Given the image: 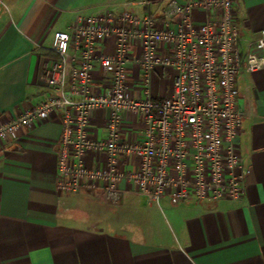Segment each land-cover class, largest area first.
<instances>
[{"label":"crops","instance_id":"0c3cea01","mask_svg":"<svg viewBox=\"0 0 264 264\" xmlns=\"http://www.w3.org/2000/svg\"><path fill=\"white\" fill-rule=\"evenodd\" d=\"M135 1L0 0V126L46 98L43 77L56 58V32L70 31L79 15L130 10L141 16L164 8L159 0L150 7ZM235 17L245 51L264 29V0H236ZM100 51L114 53V39ZM130 70L133 96L145 99L140 69ZM173 76L162 69L153 74L152 99L171 95ZM109 86L97 65L95 90ZM238 89L244 110L238 145L249 175L237 201L176 203L163 197L152 204L125 181L118 204L90 192H60L58 114L20 131L17 141L0 140V264H264V69L242 72ZM107 118V111L93 114V139L107 137ZM142 131L137 118L126 117L123 138H138ZM105 161L103 154L85 157L91 168Z\"/></svg>","mask_w":264,"mask_h":264},{"label":"built area","instance_id":"2783aa9c","mask_svg":"<svg viewBox=\"0 0 264 264\" xmlns=\"http://www.w3.org/2000/svg\"><path fill=\"white\" fill-rule=\"evenodd\" d=\"M159 1L160 14L79 15L70 31L56 32V58L43 77L46 98L0 126V140L12 143L20 131L59 115L58 191L90 192L111 204L127 192L123 181L152 204L163 197L182 203L245 195L249 171L238 145L244 120L238 79L242 72L264 69V29L242 51L236 0ZM111 38L114 53L101 52ZM97 65L110 80L104 92L94 88ZM131 65L141 71L145 99L132 94ZM159 69L174 72L173 90L152 99L151 79ZM96 111L108 112L103 140L90 134ZM130 115L143 131L126 140L122 127ZM88 153L105 155L104 166L87 167Z\"/></svg>","mask_w":264,"mask_h":264}]
</instances>
